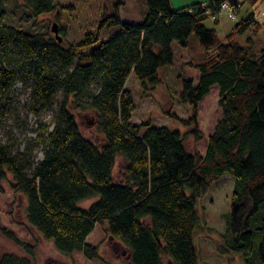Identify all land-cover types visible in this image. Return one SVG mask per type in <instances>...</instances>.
I'll return each mask as SVG.
<instances>
[{
    "label": "trees",
    "instance_id": "1",
    "mask_svg": "<svg viewBox=\"0 0 264 264\" xmlns=\"http://www.w3.org/2000/svg\"><path fill=\"white\" fill-rule=\"evenodd\" d=\"M224 1L175 9L172 0H147L148 11L140 22L123 20L117 6L102 23L119 28L112 36L88 34L68 48L48 35L4 24L0 5V121L8 116L18 83L31 89L32 113L48 112L59 101L52 125L41 123L37 138L25 149L0 137V194L12 174L14 188L28 198L29 223L59 252L100 258L99 246L88 240L99 224L107 223L109 236L126 251L122 264H199L198 203L229 173L235 190L220 251L241 253L246 264H264V215L257 216L264 205V23L251 12L223 39L206 22ZM245 1L255 6L261 0ZM55 8L53 0H23L21 19L27 23ZM193 35L200 40L204 59L195 64L200 71L197 84L183 79L180 97L192 106V115L181 122L192 128L189 133L197 143L203 140L199 103L216 85L224 112L205 155L188 149L179 130L134 124L136 102L127 87L135 74L144 94H152L163 82L160 70L174 63L173 43L190 47ZM71 104L97 113L102 143L83 134ZM39 147L44 157L36 161ZM121 157L126 162L117 179ZM97 196L89 208L80 206ZM0 230L33 251L13 231ZM0 264L35 263L5 254Z\"/></svg>",
    "mask_w": 264,
    "mask_h": 264
},
{
    "label": "rangeland",
    "instance_id": "2",
    "mask_svg": "<svg viewBox=\"0 0 264 264\" xmlns=\"http://www.w3.org/2000/svg\"><path fill=\"white\" fill-rule=\"evenodd\" d=\"M235 1L242 5L236 19L222 12L220 15L215 14L206 22L208 26L216 27L223 39L242 17L251 12H255L258 20L264 23V0L255 6L245 0ZM53 3L56 5L53 12L46 13L39 18H31L25 23L21 19L23 0H0L1 9L4 11L3 23L16 28H28L58 39L53 31V25L56 24L59 29L58 34L62 38L61 42L59 41L60 44L68 48L71 44H77L85 39L88 34L101 39L112 36L119 28L107 27L102 23L104 19L116 13L117 6L122 19L128 22H140L148 11L147 0H53ZM191 3L190 0H172L175 9ZM218 16L222 22L220 25L214 21ZM249 34L252 35V31L245 36ZM261 37L264 42V35ZM239 40L244 42L245 38L242 37ZM173 47L174 63L160 70L163 82L152 94L146 96L139 78L135 74L130 76L127 87L133 92L136 102L132 122L134 124L150 122L153 125L168 126L173 130H179L186 136L188 149L199 150L205 155L208 138L215 132L216 125L224 115L219 104L220 87L218 85L212 87L209 94L199 103L198 121L204 138L197 143L195 137L189 133L192 128L181 122V118H190L192 106L182 101L180 93L183 88V79H193L196 84L198 83L200 71L195 64L203 61L204 49L197 35L192 36L190 47H181L177 41L173 43ZM30 90L22 83L16 85L8 116L0 121V137L10 143H15L20 149H25L37 138L36 131L41 123L52 125L53 112L59 103L58 101L52 110L40 115L32 113L29 109ZM70 109L75 114L83 134L97 143H102L104 135L97 126V113L91 109L79 110L73 104L70 105ZM35 155L36 161L43 159V148H37ZM125 162L122 157L118 159L115 169L117 179L120 177ZM14 183V177L9 173L3 182V192L0 194V227L13 231L21 241L32 245L34 249L32 252L27 251L0 230V260L5 254H15L27 257L35 264H122L126 261L127 254L124 246L109 236L107 223L99 224L88 240L99 246L100 258L90 260L80 252L71 255L59 252L53 241L44 239L39 231L29 223L26 215L28 198L21 189L14 188ZM234 190L235 178L226 173L211 186L207 195L198 203L201 219L196 234L199 264H246L241 253L223 254L220 251V247L226 241L225 235L228 232ZM98 199V196L86 199L80 203V206L89 208ZM263 215L264 205L257 216ZM256 217L253 222H256ZM258 246L259 237L255 239L256 252Z\"/></svg>",
    "mask_w": 264,
    "mask_h": 264
},
{
    "label": "built area",
    "instance_id": "3",
    "mask_svg": "<svg viewBox=\"0 0 264 264\" xmlns=\"http://www.w3.org/2000/svg\"><path fill=\"white\" fill-rule=\"evenodd\" d=\"M241 3L235 0H226L221 4L220 11L217 13L218 15L222 14V12H226L232 19L237 18V13L241 8ZM216 14V15H217Z\"/></svg>",
    "mask_w": 264,
    "mask_h": 264
},
{
    "label": "crops",
    "instance_id": "4",
    "mask_svg": "<svg viewBox=\"0 0 264 264\" xmlns=\"http://www.w3.org/2000/svg\"><path fill=\"white\" fill-rule=\"evenodd\" d=\"M190 1H192V3L191 4H189V5H192V4H194V3H201V4H203V5H207L208 3H209V0H190ZM189 5H185V6H189ZM185 6H183V7H185ZM172 7H174V5L172 4ZM182 8V7H181ZM257 19H259L258 17H257ZM217 20H218V22H216V23H219V25L222 23L221 22V20H220V16H218V18H217ZM215 21V20H214ZM250 36V34L249 35H247V36H245V37H243V38H248ZM91 236V235H90Z\"/></svg>",
    "mask_w": 264,
    "mask_h": 264
},
{
    "label": "water",
    "instance_id": "5",
    "mask_svg": "<svg viewBox=\"0 0 264 264\" xmlns=\"http://www.w3.org/2000/svg\"><path fill=\"white\" fill-rule=\"evenodd\" d=\"M53 31L56 33V35H57L59 41L61 42L62 38H61V37L59 36V34H58L59 29H58V27H57L56 24L53 25Z\"/></svg>",
    "mask_w": 264,
    "mask_h": 264
}]
</instances>
